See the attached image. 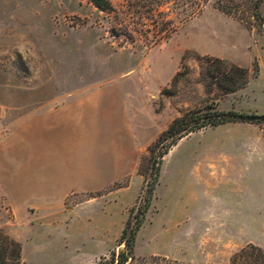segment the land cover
I'll return each instance as SVG.
<instances>
[{
    "label": "rangeland",
    "instance_id": "1",
    "mask_svg": "<svg viewBox=\"0 0 264 264\" xmlns=\"http://www.w3.org/2000/svg\"><path fill=\"white\" fill-rule=\"evenodd\" d=\"M215 1L180 21L172 1L139 17L133 12L148 8L142 0H109V11L88 0H0V142L16 128L20 107L67 95L86 97L91 91H98L95 101L101 108L115 104L129 128L127 136L119 129L115 140L121 166L116 178L100 191L68 194L61 209L90 196L101 200L57 219L38 215L28 220L17 219L0 197V228L21 241L22 264H92L121 247L119 231L141 191L138 167L146 165L147 146L174 117L213 97L200 82L198 56H216L250 70L245 87L215 99L219 109L264 112V33L251 18L244 23L220 11ZM259 10L264 13V0ZM153 20H172L177 27L148 46L161 27ZM205 161L207 166L211 161L213 174L200 179L196 166ZM124 183L129 186L117 188ZM208 206L217 216H241L236 224L244 236L237 238L238 248L248 243L264 248V134L259 125L207 127L171 148L135 254L163 255L184 264H228L233 252L201 235L211 222L196 216ZM225 239L236 238H217Z\"/></svg>",
    "mask_w": 264,
    "mask_h": 264
},
{
    "label": "crops",
    "instance_id": "2",
    "mask_svg": "<svg viewBox=\"0 0 264 264\" xmlns=\"http://www.w3.org/2000/svg\"><path fill=\"white\" fill-rule=\"evenodd\" d=\"M96 93L91 91L86 97L74 99L67 95V99L42 101L18 109L16 128L0 142V197L14 208L17 219L21 215L28 220L38 215L47 220L48 216L57 219L83 204L101 200L90 196L72 208L61 209L68 194L106 187L121 171L115 140L119 129L127 136L129 128L115 104L101 108L95 101L99 98ZM205 163L196 166L195 173L200 179L213 174L211 161L208 173L203 170ZM111 192L116 193H108ZM196 217L211 222L202 236L216 238L214 243L222 242L226 252L239 249L237 238L244 236L243 227L236 224L240 215L227 212L217 216L208 206L200 208ZM224 220L230 224H222ZM215 221L221 223L213 225ZM123 225L124 222L119 232ZM217 238L236 239L225 242Z\"/></svg>",
    "mask_w": 264,
    "mask_h": 264
},
{
    "label": "trees",
    "instance_id": "3",
    "mask_svg": "<svg viewBox=\"0 0 264 264\" xmlns=\"http://www.w3.org/2000/svg\"><path fill=\"white\" fill-rule=\"evenodd\" d=\"M98 9L112 10L109 0H88ZM172 1L177 7L180 21L191 17L202 9L208 0H142L148 6L147 10L133 13L143 17L151 14L156 6ZM135 3H140L137 1ZM261 0H216L215 7L231 14L247 23L251 18L257 28L264 33V13L259 10ZM143 15V16H142ZM153 16V14H152ZM161 27L155 31L148 46H153L170 36L177 25L172 20H153ZM199 78L206 93L212 94L210 102L187 109L174 117L168 126L161 131L147 146L146 165L138 167V173L143 176L141 191L136 205L129 209L118 238V249H112L108 254L99 256L92 264H184L176 259L163 255L137 256L134 251L137 234L142 227L147 211L151 206L154 193L159 183L161 166L164 157L183 137L207 127H215L225 123L242 122L259 125L264 134V112L222 110L217 107L215 99L245 87L249 81V68L216 56H198ZM258 72V65L253 67V75ZM180 74L177 72L175 78ZM127 186V183L117 185V188ZM112 189V188H111ZM23 245L20 240L0 228V264H22ZM228 264H264V248L248 243L229 257Z\"/></svg>",
    "mask_w": 264,
    "mask_h": 264
}]
</instances>
